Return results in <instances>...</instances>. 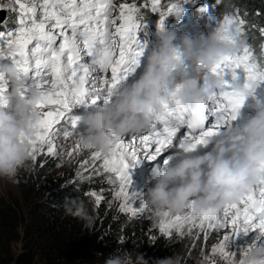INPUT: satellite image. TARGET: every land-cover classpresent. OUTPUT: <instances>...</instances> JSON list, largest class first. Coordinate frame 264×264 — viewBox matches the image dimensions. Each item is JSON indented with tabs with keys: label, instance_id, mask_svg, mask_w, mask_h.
I'll return each mask as SVG.
<instances>
[{
	"label": "snow or ice",
	"instance_id": "6c2138e0",
	"mask_svg": "<svg viewBox=\"0 0 264 264\" xmlns=\"http://www.w3.org/2000/svg\"><path fill=\"white\" fill-rule=\"evenodd\" d=\"M192 0H177L161 9L162 0H150L153 13L158 14L160 30L170 16L177 19L184 5ZM219 0H215V5ZM147 3L143 7H147ZM0 8L17 13L15 29L0 30V68L14 66L26 87L41 90V103L36 105L39 116L30 157L37 153L54 155L57 139L80 136V116L75 110L91 111L109 103L115 92L126 82L137 77L146 43L140 39L146 33L147 23L139 16L141 6L115 0H7ZM207 7H200L201 16ZM244 19L225 16L214 29L228 42L232 25L238 26L237 36L244 35ZM264 33V29L261 30ZM264 47V45H262ZM8 49H12L8 52ZM211 74L224 81L223 87L199 106L184 107L178 99L165 103L163 116L157 118L155 130L114 138L107 155L92 152L81 165L82 169L97 168L110 174L118 182L114 195L122 200L120 210L132 213L131 201L138 199L130 194V169L142 159L156 160L162 153L184 142L197 148L205 139L218 135L230 127L239 116L245 99L231 92L234 82L251 81L256 86L264 83V65L258 64L248 44L235 55L221 59L211 69ZM7 91V81L0 71V100ZM5 106L6 102H5ZM179 134V137H178ZM178 138V142L174 143ZM78 143L69 152V158L81 151ZM167 164V160L164 161ZM97 207L104 199L96 192L88 193ZM190 202L183 215L163 214L159 232L170 236L172 230L199 228L207 232L231 227V235H224L212 249L209 264H216L219 255L223 264H243L236 260L230 249L232 236L253 239L241 248V257L255 244H264V168L257 184L238 203L219 211L194 214ZM143 206V202L140 204ZM264 264V261H261Z\"/></svg>",
	"mask_w": 264,
	"mask_h": 264
},
{
	"label": "clouds",
	"instance_id": "9594fccd",
	"mask_svg": "<svg viewBox=\"0 0 264 264\" xmlns=\"http://www.w3.org/2000/svg\"><path fill=\"white\" fill-rule=\"evenodd\" d=\"M237 32L238 26L232 25L228 42L207 25L197 35L174 28L160 30L140 75L124 83L109 103L80 116L84 129L78 137L81 147L107 155L114 138L154 131L165 103L171 105L178 99L184 107L203 104L224 85L211 69L246 44ZM0 71L7 81L0 100V178L12 180L30 159L32 145L28 141L34 138L39 121L36 105L41 103V90L26 87L10 64ZM256 88L245 80L234 82L231 92L246 101L253 98ZM171 161V166L153 170L152 186L146 192L145 203L157 216L182 215L190 202H194L191 209L197 215L238 203L257 184L264 168V107H257L242 124L232 123L206 138L202 149L192 142L178 144ZM64 210L86 226L95 222L94 213L77 198H66ZM241 259L243 264H261L264 244L252 245ZM103 264H182V256L149 261L143 254L133 257L117 250Z\"/></svg>",
	"mask_w": 264,
	"mask_h": 264
},
{
	"label": "trees",
	"instance_id": "16d2710c",
	"mask_svg": "<svg viewBox=\"0 0 264 264\" xmlns=\"http://www.w3.org/2000/svg\"><path fill=\"white\" fill-rule=\"evenodd\" d=\"M203 1L214 5L218 21L225 16L246 21L243 37L254 60L264 65V0ZM259 85L264 94V83ZM54 161L30 157L13 178L18 198L0 194V264H103L117 250L153 261L182 250L176 241L153 233L150 221L128 218L108 201L97 207L88 195L94 185L55 175L60 165ZM66 198L84 201L94 224L67 215ZM182 259L187 264L188 258Z\"/></svg>",
	"mask_w": 264,
	"mask_h": 264
},
{
	"label": "rangeland",
	"instance_id": "374dc122",
	"mask_svg": "<svg viewBox=\"0 0 264 264\" xmlns=\"http://www.w3.org/2000/svg\"><path fill=\"white\" fill-rule=\"evenodd\" d=\"M7 0H0V4L6 3ZM136 3L141 6V11L139 16L144 22L147 23L146 33L140 34V39L142 42L146 43V48L144 56L142 58L141 67L138 70L137 77L143 70L144 62L147 56L151 52L152 46L158 42L159 34V16L156 13L151 11L150 0H115L117 6L122 3ZM171 2H177V0H162L161 9H165L167 5ZM147 3V7L143 5ZM207 7V14L201 16L198 12L200 7ZM4 11L5 17L0 23V30L4 29H15L17 25V13L15 11L2 9ZM216 9L214 5L208 7V4L203 0H192L190 4L184 5L183 14L179 19L175 16H170L165 20L164 29L174 28L178 32L184 33L188 32L192 35H197L201 32H204V26L207 25L209 28L215 27L218 22ZM207 33H205L206 35ZM244 81L243 74H241L240 82ZM260 85L257 86L256 92L253 98H250L245 101L244 106L240 110L237 120L233 123L242 124L247 119L251 117L257 107H264V94L259 90ZM96 109L91 111H84L82 109L75 110V115H84L88 112H94ZM83 126L79 125V131L83 132ZM152 132V131H151ZM150 133V132H143ZM141 134V133H140ZM139 135V134H137ZM130 136V135H127ZM179 137V134H178ZM178 142V138L174 143ZM57 145L61 146L58 148V151L54 155L40 154L37 153V156H45L46 158L54 159L57 164L60 165V168L54 171L55 175L62 174L64 177L69 178L70 180H86L90 181L94 185V189L91 192H96L98 195H102L104 199L101 201H108L112 203L113 206H118L122 203V200L117 199L114 195L117 190L118 182H114L111 179L110 174L104 173L102 170L97 168L95 171H90L87 169H82L81 165L83 162L90 158L93 151L85 150L81 147V151L73 154L69 158V152L78 144V136H73L68 139H57ZM176 153V147L170 148L166 152L162 153L160 157L156 160L150 161L143 159L133 168L130 169L131 177V186L130 194H135L138 199L131 201L132 207L135 209L132 213H124L128 218H144L151 222V231L155 234L161 235L159 232L160 222L164 219L163 215L157 216L153 210L149 209L145 203L146 201V192L149 187L152 186L151 182V173L154 169H161L172 165L171 157ZM201 154V153H197ZM167 160V164L164 161ZM90 192V193H91ZM0 194L5 198L10 199L11 197L18 198V192L15 187L13 179L0 178ZM143 202V206L140 204ZM185 213V212H184ZM183 215V214H182ZM174 216V215H173ZM232 229L228 227L227 229H220L217 231L208 230L204 232L199 228L189 230V226L185 225L182 230L174 229L170 236L162 235L165 238L171 239L179 243L182 250L179 253L182 258H188L187 264H209L208 257L212 256V249L217 243L222 239L226 234L231 235ZM254 233H250L248 237H235L232 236L230 241V249L237 253L235 259L238 261L241 258L240 249L245 247L248 242H250ZM206 258V259H205ZM216 264H223L222 259L219 255L214 257ZM183 260V259H182ZM185 263V261H184Z\"/></svg>",
	"mask_w": 264,
	"mask_h": 264
},
{
	"label": "water",
	"instance_id": "95a60500",
	"mask_svg": "<svg viewBox=\"0 0 264 264\" xmlns=\"http://www.w3.org/2000/svg\"><path fill=\"white\" fill-rule=\"evenodd\" d=\"M4 17H5L4 11H1L0 10V23L2 22V20L4 19Z\"/></svg>",
	"mask_w": 264,
	"mask_h": 264
}]
</instances>
